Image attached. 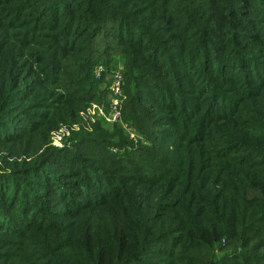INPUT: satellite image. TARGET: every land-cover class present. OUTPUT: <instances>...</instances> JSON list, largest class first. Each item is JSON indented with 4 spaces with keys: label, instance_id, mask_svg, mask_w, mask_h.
Masks as SVG:
<instances>
[{
    "label": "trees",
    "instance_id": "obj_1",
    "mask_svg": "<svg viewBox=\"0 0 264 264\" xmlns=\"http://www.w3.org/2000/svg\"><path fill=\"white\" fill-rule=\"evenodd\" d=\"M12 1L18 2H10L0 12L3 11L1 16L5 19L1 27L6 31H12L3 35L7 40L1 43L2 50L6 49L9 43L20 50L13 62L21 57V61L26 63L23 59L28 50H35L31 49L33 45L37 50L31 53L32 59L37 61V64L44 65V40H35L31 43L28 40L37 33L44 36V11L47 10L51 12L55 21L54 26L50 28V31L56 32L55 36L70 38L73 35L71 42H67L66 52L87 57L83 63L77 64L76 60H72L73 64H56L50 68L49 80L53 79L52 83L65 81L67 86L65 89L77 87L76 83L84 85L92 83V77L88 76L74 82L61 76L60 72L71 67L75 69L78 65L79 68L76 70L86 71L87 75H91L97 63L94 53L98 36L106 29L110 31L108 23L115 24V26L112 24L114 32L110 36L116 45L122 48L119 57H112L105 65L107 70L109 65L121 62L124 77L123 94L129 96V100L122 104L121 123L129 126L131 121L135 123L137 120L134 114L135 101L138 100L136 91L131 89L130 85H134L135 88L140 79H149L140 72L141 61H151V65L156 67L154 61L159 60L161 52L166 50L164 48L166 44L167 49H175L179 54H182L187 46L193 45V49L187 51L186 58L192 69L195 68V63L201 57H205L206 49L203 45L198 46L197 41L192 42L190 39L196 40L209 31L212 15L216 13L215 7L223 0H215L216 6L208 2L205 10L198 6L205 13L199 16L203 26L194 32L186 29L190 19L187 17L192 13L185 3L188 4V0L136 1L142 3V6L134 0L128 2L61 0L52 2L51 6H44V3H48L44 0ZM189 2L190 7H194L193 2L201 1ZM6 4L7 2L4 5ZM128 7L131 9L125 12L124 9ZM63 9L67 10L66 15L61 14ZM178 11L182 17L175 19L174 14ZM194 18L196 17L192 19ZM57 21L62 24L56 23ZM213 27L218 28L215 24ZM48 38L52 39L51 36ZM46 45L48 47L50 43ZM49 52L52 55L55 50L50 49ZM164 55L167 54H163L162 61L159 62L161 68L166 67V64L162 63L164 60L168 61L175 57L174 54L167 57ZM3 58H7L6 54L0 53V67L6 66V71L0 72L5 79L0 80V124L7 121L10 125L4 127L11 129L13 127L11 123L16 121L15 112L12 111L15 106H11V99L25 93L27 76L22 74L25 66L20 67L18 62L14 64ZM128 61L131 66L128 65ZM188 63L181 62L179 66H174L181 69V72L175 70L176 73L184 74V68ZM8 71L12 78H7ZM165 73L168 75L169 71L166 70ZM126 74L128 81H125ZM106 76L107 71L101 79L94 80V84L99 82L105 84ZM180 81L185 83L184 79ZM108 86L109 82L103 95L107 106L108 96L110 98ZM92 90L89 89V92ZM104 92L98 91V95ZM153 93L155 94L146 93L143 101L153 97L163 105L166 98L169 99L173 95V90L169 93L164 90L161 95ZM91 96L84 101L89 103L94 101ZM64 97L67 96L61 95L59 99ZM261 98L251 105V115L257 120L252 119L241 124L244 129L233 127L229 133L220 132L221 141H218L211 132L204 136L203 132L196 131L195 139H186L182 136L185 144L171 152L163 148L164 144L157 145L153 140L148 141L147 147H150L148 149L140 146L138 142L137 145H129V151L125 155L118 149L117 152L112 151L116 162L132 163L134 167L131 171L141 173L115 178L114 182L123 190L104 194L108 190L103 183L108 178L101 175L94 165L91 166V163L80 158L56 155V160L48 161L47 159L52 156L50 154L38 167L32 166L23 170V175L37 170L38 177L44 181V189L47 188L49 193L53 191L56 194L55 198L60 197L62 201L72 203L76 207L82 206L85 211L87 209L85 202L79 199L82 196L93 205L90 206L92 209H99V215L96 217H82L78 227L77 222H74V226H63L51 221L52 218H59L51 213L47 214L48 212L44 215L45 204L40 208L35 195L27 188L15 191L14 186L7 185L8 181L12 179L15 181L17 176L13 172H2L0 169L2 191L0 205L5 206L0 210V243L9 244L10 240L2 236L4 233L20 239V242H13L17 246L15 251L0 255V264H8L9 261H13L12 264H218L216 253L221 252L231 243L230 241L238 239L245 230L259 233L264 229L259 228V225L264 223V148H258L259 143L264 144V97ZM239 107L241 106L238 104L230 114L235 120L240 114ZM169 108L175 109V106L170 104ZM18 121L25 125L23 120ZM258 121L262 123L261 129L254 130L253 127ZM121 123L117 122L114 125L122 131L124 129ZM232 124L235 122L232 121ZM199 125L201 123H198ZM5 134L0 133V136ZM92 146L97 150L83 151L81 154L78 152L76 156L98 157L95 162L101 164L100 156L105 153L98 149L104 151L110 149L111 145L93 142ZM157 150L159 153H156ZM129 156L134 157L136 161L124 160ZM73 175L80 177L73 180L74 183L69 180ZM81 180L83 182H80ZM16 181L21 183L20 180ZM22 185L23 183L19 186ZM89 186L103 189L101 201L90 192ZM211 189L213 193L210 195ZM226 191H229V194H226ZM46 197L45 202L55 199L49 198L48 194ZM15 202L19 205L16 206ZM73 217L80 220L81 214H75ZM15 225L18 230L14 228ZM31 233H37L39 236L35 238ZM44 233L53 234L51 239L46 238L52 242L51 252L44 247ZM34 242L36 244L31 246L30 244ZM181 246H186V251L202 252L207 259L205 262H199L192 256H186L184 254L186 252L180 249ZM32 248L37 251L36 254L29 253ZM44 252L48 257L42 256ZM148 256L155 257L152 259Z\"/></svg>",
    "mask_w": 264,
    "mask_h": 264
},
{
    "label": "rangeland",
    "instance_id": "obj_2",
    "mask_svg": "<svg viewBox=\"0 0 264 264\" xmlns=\"http://www.w3.org/2000/svg\"><path fill=\"white\" fill-rule=\"evenodd\" d=\"M60 1L44 0V2H48L44 3V6H51L52 2ZM128 1L117 0V2ZM136 1L138 0H134L135 3L142 6V3ZM200 1L193 2L194 7H190L191 3L189 0L188 4L185 2L192 12L187 17L190 18L186 27L189 32L199 30L203 26V21H201V17L199 16L205 13L204 10L207 8V3H216L215 0ZM6 2L7 4L4 5ZM10 2L18 1L0 0V10L8 6ZM38 2H42V0H38ZM65 2L71 1L65 0ZM80 2L109 1L80 0ZM130 9L131 7H128L124 10L126 12ZM175 9L177 8L175 7ZM132 10H135V8H132ZM215 10V15L210 13L213 18L211 19V25L208 27L209 31L202 34L196 40L195 38L190 39L192 42L197 41L198 46L203 45L206 49L205 57H201L195 63V68L192 69L191 63H188L186 58L188 55L187 51L193 49V45L187 46L186 50L182 54H179L175 49H167L168 45L166 44L164 46L166 50L161 52L159 60L154 61L157 64L156 67L151 65V61H141L142 68L140 72L149 79H140L138 86L135 88H133L134 85H130L131 89L137 93L136 97L138 100L135 101L136 113L134 114L137 120L135 123L131 121L130 125L125 128L122 127L124 129L122 131L115 128V123L109 122L104 117L99 116L96 108H94V106L98 107L105 116H108L110 109L104 102L105 98L103 97L106 84L108 82L110 84L111 74L115 71L123 74L121 62H117L113 66L112 64L109 65L106 70L109 60L112 57H119L118 55H120L122 48L120 45H116L110 36L114 32L113 25L115 26V24L113 22L107 24L111 28L110 31L106 29L105 32L98 36L96 51L94 53L97 63H95L91 75H87L86 71L80 72V70H76L78 65L75 69L71 67L67 71L62 70L60 72L61 76L74 82L88 76L89 78L92 77V83L89 85L76 83L77 87L73 86L70 89H65L67 87L65 81L52 83L53 79L49 80L48 76L49 74L51 75L50 68L56 64L70 65L73 64L72 60H76L78 64L86 60L87 57L85 56L66 52L68 50L67 44L71 42L73 35L70 38L55 36L56 32L50 31V28L55 24L52 14L48 10L44 11V36L37 33L35 36L32 35L28 40L29 43L35 40H44V65H41L42 63L37 64V61L35 62L32 59L31 53L37 50L33 45H31V49L35 50H28V54L23 59L26 61L27 66L26 63L21 61V57L13 62L15 56L20 53V50L12 43H9L8 47L2 50L1 43L7 40L6 36L3 37V35L9 34L12 31H6L1 27L5 19L1 16L3 11L0 12V53H5L7 56L3 60L8 61L9 59L14 64L18 62L20 67L25 66L22 74L27 76L24 87L26 89L25 93L20 95V97L15 96L11 99V106H15L12 111L15 112L14 118L16 119V121L11 123L13 127L11 129L4 127L10 125L7 121L0 124V133H6L0 136V169L2 172H13L17 176L15 181L12 179L8 181L9 184L7 185L14 186L15 191L20 188L30 190L40 203V208L44 207V204L45 207L49 206L47 207L48 209L44 207V212L46 211L44 215L48 212L47 214L51 213L54 217L59 218H52L51 221L54 223H59L63 226H74V222H77L78 227L82 222V217H96L99 215V209H92L90 206L93 205L82 196L79 199L85 202V206L87 207L85 211H83L82 206L76 207L72 203L62 201L60 197L55 198L56 194L53 191L49 193L47 188L44 189V181L38 177L37 170L27 172L25 175L22 173L23 170L32 166L38 167L50 154L52 156L47 159L48 161L56 160V155L84 159L88 163H91V166L94 165V168L99 170L101 175L108 178L103 183L104 187L106 186L105 189L108 190L104 193L106 194L110 191L123 190L119 184L114 182L115 178L128 174H141L140 172L131 171L134 167L132 163L116 162L114 160L115 156L112 154V151L117 152L116 149L119 152L121 150L125 155L129 151V145H137L139 142L140 146L148 149L150 148L147 147L148 141L153 140L157 145L164 144L163 148L171 152V150H176L175 148L185 144L182 141V136H185L186 139H195L197 136L195 134L196 131L197 133L203 132L204 136L211 132L213 136L218 138V141H221L220 132L229 133L233 127L244 129L245 127H242L241 124L247 123L252 119L255 120V116L251 115L250 112L251 105L253 102L258 101L259 98L264 97V87H261L262 85L264 86V0H223L220 2V5L215 7ZM66 11L64 9L61 10V14L66 15ZM201 11L202 13L200 14L199 12ZM194 16L196 18L192 19ZM174 17L175 19H180L182 17L181 12L175 13ZM56 23L62 24L60 21ZM213 24L218 28H214ZM50 36L52 39L48 38ZM202 39L204 41L201 42ZM48 42L50 46L46 47ZM121 45L127 47L126 45ZM64 47H67V49H64ZM50 49H54L55 53L51 55ZM163 54H167L164 55L165 57L173 56L174 54L175 57L168 61L164 60L162 63L166 64V67L161 68L159 62L162 61ZM181 62H186L188 65L184 68V74H177L175 70L181 72V69L174 66H179ZM128 65L131 66L129 61ZM98 66H102L108 72L105 84L103 82L94 84L97 79H101L96 75ZM166 70L169 71L168 75L165 73ZM5 71L6 66H1L0 72ZM17 75L16 73L15 76ZM3 76V74L0 75V80L2 81L5 80L2 78ZM127 76L128 74L125 76V81L129 80ZM177 77L179 79H176ZM7 78H12L9 75V71ZM183 79L185 83H181L180 80ZM89 89H93L92 92H89ZM164 90H167L168 93L173 90V95L169 99L166 98V102L163 105H160L157 99L153 97H149L143 101L146 93L151 92L155 94L153 92H157L161 95ZM98 91H103L104 93L98 95ZM61 95L67 97L59 99ZM90 95H92L91 98H94V101L90 103L84 101ZM109 99L108 96V101ZM125 100H129V96L126 94L124 95L122 104ZM170 104H173L175 109H170ZM238 104L241 106L239 107L240 114L235 120L230 114L234 112ZM192 108L196 110H191ZM18 120H23L25 125L21 121L19 123ZM232 121L235 124H232ZM198 123H201V125L198 126ZM261 126L262 123L258 121L253 129H261ZM130 135H133V138ZM93 142L111 145L110 149L104 151L101 148L98 149L105 153H102L100 156L102 159L101 164L95 162L98 157L94 158L91 155H87L86 157L76 156L78 152L81 154L83 151L94 152V150H97L92 146ZM258 148H264V144L259 143ZM156 153H159V150ZM124 160H127V162L129 160L132 162L136 161L132 156L125 157ZM48 166H50L49 163ZM66 172L69 171L66 170ZM74 176H70L69 180L73 181L80 178ZM16 180H20L23 183L22 187L19 186L21 183H18ZM80 182H83V180ZM89 190L97 197V200L101 201L103 199V189L89 186ZM212 193L211 189L210 195ZM47 194L49 198L55 199L45 202ZM226 194H229V191H226ZM58 200L62 201V203ZM15 205L18 206L19 203L16 204L15 202ZM1 207L5 206L0 205V210ZM79 213L81 214V219H74L73 216ZM259 226L260 229L261 227L264 228V223H261ZM15 227L17 230L19 229L16 225ZM2 232L4 231L2 230ZM31 235L35 238L39 236L37 233H31ZM2 236H5L10 241H8L9 244L0 243V255H4L5 252L15 251L17 246L13 242H20V239L5 233ZM32 236H29V238L33 239ZM52 236L53 234L44 233V247H47L50 252L53 250V247H50L52 242L48 239H51ZM230 242V244L226 243V247L221 252L216 253V263L264 264V229L259 233L245 230L244 233L240 234L238 239ZM35 244L36 242L30 245ZM224 244L223 241L222 246ZM180 249L186 252L184 253L186 256H192L199 262H205L207 259L202 252L186 251V246H181ZM36 252L33 249L29 253L36 254ZM42 256L44 258L48 257L45 252ZM148 257L154 259L155 256ZM12 262L9 261L8 264H12Z\"/></svg>",
    "mask_w": 264,
    "mask_h": 264
},
{
    "label": "built area",
    "instance_id": "obj_3",
    "mask_svg": "<svg viewBox=\"0 0 264 264\" xmlns=\"http://www.w3.org/2000/svg\"><path fill=\"white\" fill-rule=\"evenodd\" d=\"M105 70L102 66H98L96 69L97 77H102ZM123 86H124V77L121 72L115 71L111 74V81L108 86V90L110 93V100L108 107L110 109L108 116H105L101 109L94 106L96 108L99 116L104 117L107 121L112 123H121V104L124 99L123 95ZM122 124V123H121ZM122 127L125 128L127 125L122 124ZM133 138V135H130Z\"/></svg>",
    "mask_w": 264,
    "mask_h": 264
}]
</instances>
